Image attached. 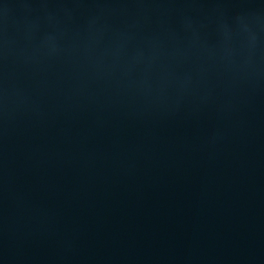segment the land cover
Here are the masks:
<instances>
[{"label":"water","instance_id":"obj_1","mask_svg":"<svg viewBox=\"0 0 264 264\" xmlns=\"http://www.w3.org/2000/svg\"><path fill=\"white\" fill-rule=\"evenodd\" d=\"M0 264H264V0H0Z\"/></svg>","mask_w":264,"mask_h":264}]
</instances>
